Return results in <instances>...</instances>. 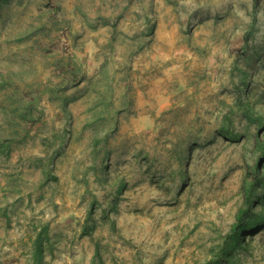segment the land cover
<instances>
[{
  "label": "rangeland",
  "instance_id": "374dc122",
  "mask_svg": "<svg viewBox=\"0 0 264 264\" xmlns=\"http://www.w3.org/2000/svg\"><path fill=\"white\" fill-rule=\"evenodd\" d=\"M20 112L0 264H39L40 233L41 264H264V222L247 230L264 215V0H0V132Z\"/></svg>",
  "mask_w": 264,
  "mask_h": 264
},
{
  "label": "trees",
  "instance_id": "16d2710c",
  "mask_svg": "<svg viewBox=\"0 0 264 264\" xmlns=\"http://www.w3.org/2000/svg\"><path fill=\"white\" fill-rule=\"evenodd\" d=\"M65 84H68V81L65 80L64 83L60 84V85L62 86ZM30 108H31L30 105H28V106L24 105L23 107H17L15 109V111L20 110V109H23L25 111H30ZM29 114H30V112H26V113L20 112L17 116H14V119L9 120V122H8L9 127L13 128V129L9 132L8 127H6V130H4L3 132H0V145H4L7 142L6 140H8V138H15L14 136L20 135L23 132V130L20 132L17 129L16 120H18L17 126H21L23 124L24 120L31 119ZM32 120H34V117H32ZM229 133L230 132L228 130L222 131V135L225 137L231 136ZM231 138L234 139L235 136L232 135ZM257 186L258 185H256L255 182L250 183V185L248 186L247 191H246L247 192V199H246L247 201L246 202H247L248 206L246 208H243L242 210H240L239 215H238L237 226L244 220L245 216L251 211L250 205L253 202L254 190L257 188ZM263 222H264V215H260L252 226L247 227V230L253 231ZM241 237H243V231L239 232L238 238H235L236 242H237V240L239 241V238H241ZM43 252H44V237L40 233L34 242V259L36 261H38L39 264H41L40 260L42 258ZM205 264H240V263L237 261V258L232 255V251L230 249L228 251L227 250L222 251L217 259L210 260Z\"/></svg>",
  "mask_w": 264,
  "mask_h": 264
}]
</instances>
